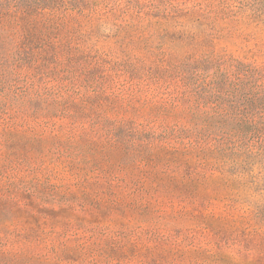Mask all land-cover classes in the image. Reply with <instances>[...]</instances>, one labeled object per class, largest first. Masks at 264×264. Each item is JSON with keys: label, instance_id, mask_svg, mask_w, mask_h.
Here are the masks:
<instances>
[{"label": "rangeland", "instance_id": "rangeland-1", "mask_svg": "<svg viewBox=\"0 0 264 264\" xmlns=\"http://www.w3.org/2000/svg\"><path fill=\"white\" fill-rule=\"evenodd\" d=\"M84 2L86 12L70 26L85 36L71 44L79 43L80 59L82 46L88 61L104 57L105 70L80 78L108 93L127 84L118 76L125 64L133 72L151 68L142 60L168 53L161 49H168L169 30H203L218 3L225 37L216 47L264 65V0ZM22 121L18 132L27 131ZM43 127L35 130L44 136L37 149L20 139L13 152L0 121V264H264V166L246 183L202 169L207 178L197 184L174 175L168 163H125L117 145L102 138L78 156L88 163L72 162L71 136L64 130L60 139Z\"/></svg>", "mask_w": 264, "mask_h": 264}, {"label": "trees", "instance_id": "trees-1", "mask_svg": "<svg viewBox=\"0 0 264 264\" xmlns=\"http://www.w3.org/2000/svg\"><path fill=\"white\" fill-rule=\"evenodd\" d=\"M87 4L0 0V121L10 138L6 148L18 152L21 139L37 149L44 136L35 130L42 125L60 139L64 130L71 136L66 145L72 162L88 163L78 156L102 138L105 146L117 145L125 163H168L174 175L197 184L205 182L208 170L248 182L246 176L264 166V65L216 47L225 37L224 8L218 3L207 11L203 30H169L168 49H161L168 53L143 59L151 67L146 70L133 72L125 64L118 76L127 84L108 93L98 81L80 78L83 72L105 70L104 57L88 61L82 46L80 59L79 43L71 44L85 36L70 22L79 24ZM82 62L88 63L85 69ZM167 86L166 95L159 91ZM19 118L26 132L15 130ZM77 136L83 140L75 141Z\"/></svg>", "mask_w": 264, "mask_h": 264}]
</instances>
